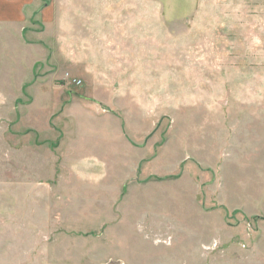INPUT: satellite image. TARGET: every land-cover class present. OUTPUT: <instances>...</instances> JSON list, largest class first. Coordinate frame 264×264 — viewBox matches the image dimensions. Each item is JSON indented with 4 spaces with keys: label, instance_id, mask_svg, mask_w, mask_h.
<instances>
[{
    "label": "rangeland",
    "instance_id": "374dc122",
    "mask_svg": "<svg viewBox=\"0 0 264 264\" xmlns=\"http://www.w3.org/2000/svg\"><path fill=\"white\" fill-rule=\"evenodd\" d=\"M19 10L0 6V264H264V0Z\"/></svg>",
    "mask_w": 264,
    "mask_h": 264
},
{
    "label": "crops",
    "instance_id": "0c3cea01",
    "mask_svg": "<svg viewBox=\"0 0 264 264\" xmlns=\"http://www.w3.org/2000/svg\"><path fill=\"white\" fill-rule=\"evenodd\" d=\"M3 1H6V2H14V3H16V4H18V5H20V10H19V14H17L18 16H14V17H11L10 15H8L6 18L8 19H16V20H25L26 18H25V16H24V14H23V8L25 7V6H27V4H28V1L29 0H0V6L2 5V2ZM42 6V5H41ZM43 9V11H41V12H44L47 8H48V6H43L42 7ZM0 18H4L3 17V15L2 14H0Z\"/></svg>",
    "mask_w": 264,
    "mask_h": 264
}]
</instances>
